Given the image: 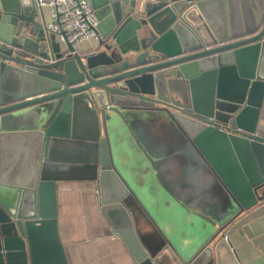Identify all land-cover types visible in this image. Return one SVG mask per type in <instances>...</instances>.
I'll return each mask as SVG.
<instances>
[{
  "label": "water",
  "instance_id": "1",
  "mask_svg": "<svg viewBox=\"0 0 264 264\" xmlns=\"http://www.w3.org/2000/svg\"><path fill=\"white\" fill-rule=\"evenodd\" d=\"M90 2L100 38L79 53L44 31L31 0H0V264H68L57 184L70 163L62 153L73 150L85 158L82 177L98 185L100 213L135 264H213L219 232L264 201V136L257 132L264 0ZM157 124L168 128L164 156L143 141L142 127ZM119 156L158 184L162 208L144 207ZM172 160L196 161L204 188L219 184L233 210L212 214L217 209L175 196L162 174ZM127 197L165 239L155 254L137 237Z\"/></svg>",
  "mask_w": 264,
  "mask_h": 264
},
{
  "label": "crops",
  "instance_id": "2",
  "mask_svg": "<svg viewBox=\"0 0 264 264\" xmlns=\"http://www.w3.org/2000/svg\"><path fill=\"white\" fill-rule=\"evenodd\" d=\"M38 11L44 19V25L47 24L50 21L49 9ZM231 14L234 16L233 23L241 26V12L236 4H233ZM97 45L96 41L84 42L74 49L79 53L89 52ZM142 128L143 141L149 144L153 154L166 155L163 149L167 144L168 128L160 124L151 129L145 126ZM257 132L264 136V101ZM75 154L82 156L75 150L67 155ZM167 165L162 169L166 180L173 185L178 181L183 183V161L172 160ZM78 176L74 175L57 184V228L68 264H135L121 238L100 213L98 185ZM190 181L191 184H184L192 193L197 192L201 186L203 191L207 188H204L206 181L193 183V178ZM214 184L217 192H223L219 184ZM174 195L177 196L176 193ZM124 202L139 241L147 251L155 254L166 244L161 232L134 199L127 197ZM221 235L225 236L224 241L215 246L216 239ZM211 248L213 264H264V201L236 215L212 241Z\"/></svg>",
  "mask_w": 264,
  "mask_h": 264
},
{
  "label": "rangeland",
  "instance_id": "3",
  "mask_svg": "<svg viewBox=\"0 0 264 264\" xmlns=\"http://www.w3.org/2000/svg\"><path fill=\"white\" fill-rule=\"evenodd\" d=\"M62 156H63L62 162H67L66 160L70 161V163L68 162L69 166L63 165L62 175L64 174V176L67 177L68 179L74 177V175H80L78 177H82L83 176L81 174L82 171H80L79 168L85 163V158L83 157V155L79 156L75 154L70 156V155H66L65 153H62ZM133 165H136V163L134 164L132 159L127 160L121 157L120 160L118 161L117 166L121 174L123 175V178L129 183L132 190L135 192V194L144 204L145 208H162V204L157 202L156 200V199H160V195L164 196V193L157 186L158 184L152 181H148L144 179L142 180L141 177H138L134 171L135 169H133ZM199 166L200 165L194 160L185 161L184 174H186L187 176L188 175L191 176L197 182L206 181L207 180L206 174L205 172L201 173ZM185 176H183V178H185V181H183V183L178 181L176 184L173 185L174 194L176 193L177 197H179L180 199H183V195L187 197L188 196L193 197L195 201H198L201 204L202 208H207V209L215 208V210L217 209L216 211L211 212L212 214H216V212H218L219 210H221L223 214H227L231 209L233 210V204H231L230 198L226 196L223 192L220 193L217 192L214 189L215 188L213 186L215 185L214 183L209 184L207 186L208 189L206 188V190L204 191L202 190V186H201L197 192L192 193L190 192L189 187L184 184V182L190 184L189 182H187L188 178L186 179ZM81 179L83 180V178ZM156 219L158 218L156 217ZM178 233H180V230L176 225V228L173 232V237L179 235Z\"/></svg>",
  "mask_w": 264,
  "mask_h": 264
},
{
  "label": "built area",
  "instance_id": "4",
  "mask_svg": "<svg viewBox=\"0 0 264 264\" xmlns=\"http://www.w3.org/2000/svg\"><path fill=\"white\" fill-rule=\"evenodd\" d=\"M38 10L48 8L50 21L44 25V31L60 43L73 47L84 43L99 41L98 20L90 0H31ZM221 235L215 246L224 241Z\"/></svg>",
  "mask_w": 264,
  "mask_h": 264
},
{
  "label": "trees",
  "instance_id": "5",
  "mask_svg": "<svg viewBox=\"0 0 264 264\" xmlns=\"http://www.w3.org/2000/svg\"><path fill=\"white\" fill-rule=\"evenodd\" d=\"M236 218V216L235 217H233V218H231L230 220H229V222L225 225V227L226 226H228L234 219Z\"/></svg>",
  "mask_w": 264,
  "mask_h": 264
}]
</instances>
